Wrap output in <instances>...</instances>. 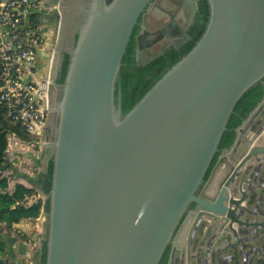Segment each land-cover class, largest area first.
Instances as JSON below:
<instances>
[{"label":"water","instance_id":"water-1","mask_svg":"<svg viewBox=\"0 0 264 264\" xmlns=\"http://www.w3.org/2000/svg\"><path fill=\"white\" fill-rule=\"evenodd\" d=\"M154 1L84 0L65 9L64 0H49L59 35L42 138L43 175L53 162L46 264H160L169 248L167 264H238L229 249L264 227L251 221L255 185L264 181V99L206 179L237 102L264 85V0H207L200 40L122 116L116 82L141 17L143 56ZM63 53L69 64L58 84Z\"/></svg>","mask_w":264,"mask_h":264},{"label":"trees","instance_id":"trees-1","mask_svg":"<svg viewBox=\"0 0 264 264\" xmlns=\"http://www.w3.org/2000/svg\"><path fill=\"white\" fill-rule=\"evenodd\" d=\"M111 2V0H108ZM201 6L202 24H197L193 27L191 33L194 36L193 42L179 49L171 48L163 55L148 63L146 66H139L134 56L135 42L134 29L131 41L128 44L124 55L119 77L115 88V103H120L122 116L129 113L134 106L145 96V94L191 49L195 46L204 34L208 19L209 5ZM68 60L65 61L61 68V75L58 79V84H63L68 70ZM2 70L0 68V89L2 87ZM264 99V85L257 84L251 88L236 104L233 114L227 125V130L224 133L220 145L219 152L215 155L209 172L208 178L213 166L215 165L219 153L227 148H230L236 138V129L248 118L249 114L258 106ZM16 134L22 140L31 141L35 136L27 133L19 124L12 122L7 117V109L1 101L0 91V264H17L16 259L12 256V238L5 236L4 232H10L15 225L23 222H37L44 213L50 210V201L46 199L52 188L53 162L48 164V171L41 177V182L38 187L28 188L23 184H16L13 191L9 190L11 177L2 175L6 171L14 170L13 165L7 159L8 135ZM28 178V177H27ZM43 194L38 197L32 204H28L27 200L30 197ZM16 237L21 241L35 242L37 237L28 235L25 232H16ZM9 236V235H8ZM11 237V236H9ZM46 244L43 249L40 248L38 261L35 264H46ZM170 248L166 251L160 264H167L169 260Z\"/></svg>","mask_w":264,"mask_h":264},{"label":"built area","instance_id":"built-area-1","mask_svg":"<svg viewBox=\"0 0 264 264\" xmlns=\"http://www.w3.org/2000/svg\"><path fill=\"white\" fill-rule=\"evenodd\" d=\"M46 22L43 0H0L1 101L7 117L35 136L25 141L9 134L7 159L30 177L38 169L34 158L42 157L44 151L42 138L51 103L48 73L52 60L44 75L37 68L51 36Z\"/></svg>","mask_w":264,"mask_h":264},{"label":"flooded vegetation","instance_id":"flooded-vegetation-1","mask_svg":"<svg viewBox=\"0 0 264 264\" xmlns=\"http://www.w3.org/2000/svg\"><path fill=\"white\" fill-rule=\"evenodd\" d=\"M43 2L44 15L48 17V21L46 22L47 31L51 33L50 37H55L52 43L49 42L47 50L42 53V56L40 55V58L38 60L40 62L38 71L42 72V74L44 75L48 69L49 61L52 60L51 57L54 54L59 33L57 25L58 19L56 14L53 12L54 8L51 4H49V0H43ZM83 3L84 0H64L63 6L65 9H69L71 7H81L82 5H84ZM205 4V0H155L149 10H147L148 16L146 24L148 25V34L143 39V45L145 48L143 50V56L142 58H140V60L138 47L139 44L136 36H138L145 30L144 19L141 17L138 21V24L136 25L137 30L134 33L133 41L135 42L134 56L137 64L139 66H146L148 63L152 62V59L155 58L163 49L169 48L168 50L160 54L159 57L173 48L174 42H183L179 48L193 42L194 36L191 31L194 26L203 23V20L201 19V6H204ZM192 15V25L190 26L189 30L186 31L189 39L184 41L181 33L183 30H185V26H188L189 21H191ZM65 48H68L67 45L65 46ZM67 56L68 55L66 53H63L59 57L57 63V83L61 75V68L63 67L65 61L68 60ZM60 95L61 94L59 92V94L55 96V100H58L60 98ZM220 154L221 152L219 153V155ZM192 209H194V206H192Z\"/></svg>","mask_w":264,"mask_h":264},{"label":"crops","instance_id":"crops-1","mask_svg":"<svg viewBox=\"0 0 264 264\" xmlns=\"http://www.w3.org/2000/svg\"><path fill=\"white\" fill-rule=\"evenodd\" d=\"M45 20L48 21V17L45 16ZM42 56V54H41ZM40 62H37V68ZM40 67V66H39ZM38 73L41 75L42 72ZM261 140L259 138L255 144ZM261 145H264V140L260 141ZM43 158L44 155L40 158H34V163L36 167L39 169V172L35 173L33 177H30L22 171L21 168L18 169L17 166H13L14 170H12L14 176L11 180L10 189L11 191L14 190L16 184H23L28 188L38 187L41 182V177L44 173V166H43ZM28 177V178H27ZM255 184H253L254 186ZM256 188H258L256 195L253 196V201L256 203L257 206V214L252 216V222L257 221L259 219L264 220V202L260 201V198L264 196V181L263 183L257 182ZM258 186V187H257ZM38 197H42L41 194L28 198L27 203L32 204ZM247 202H244L242 206H244ZM42 217V216H41ZM43 218H40L37 222H23L21 224L15 225V227L10 232H4L5 236L10 239L12 242V256L15 257L17 264H35L38 261L40 248H41V241L43 238V234L41 233V226L43 227L44 221ZM237 229V225H234ZM22 231L27 233L28 235H32L33 237H37L35 242H27L21 241L16 237V232ZM206 230L204 229L202 235H204ZM11 237H9V236ZM241 237V236H240ZM242 243L236 245L234 249H229L228 253H234L237 257L238 264H259L257 261H262L261 264H264V227H261L258 231V236L253 237L252 235L247 234L245 238H242ZM200 243V242H199ZM197 248L199 244H197ZM258 249V250H257ZM256 257V263L252 260ZM196 264H198L196 260ZM236 264V263H235Z\"/></svg>","mask_w":264,"mask_h":264},{"label":"rangeland","instance_id":"rangeland-1","mask_svg":"<svg viewBox=\"0 0 264 264\" xmlns=\"http://www.w3.org/2000/svg\"><path fill=\"white\" fill-rule=\"evenodd\" d=\"M54 38H55V37H50L49 42L52 43V42L54 41ZM44 152H45V147H44V151H43V153H42V156L44 155ZM37 172H39V169H37ZM37 172H36V173H37ZM7 174H10L9 177H12V178L14 177V176H12L13 172L10 171V170H9V171H6V175H7ZM11 184H12V183L10 182V183H9V190H11V189H10V185H11ZM41 218L44 219V214L42 215ZM42 221H44V220H42ZM41 233L44 234V225H43V227L41 226Z\"/></svg>","mask_w":264,"mask_h":264},{"label":"bare ground","instance_id":"bare-ground-1","mask_svg":"<svg viewBox=\"0 0 264 264\" xmlns=\"http://www.w3.org/2000/svg\"><path fill=\"white\" fill-rule=\"evenodd\" d=\"M222 174L219 175V177L221 176Z\"/></svg>","mask_w":264,"mask_h":264}]
</instances>
